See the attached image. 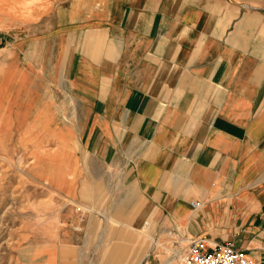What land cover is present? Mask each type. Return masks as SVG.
Masks as SVG:
<instances>
[{
	"label": "crops",
	"instance_id": "obj_1",
	"mask_svg": "<svg viewBox=\"0 0 264 264\" xmlns=\"http://www.w3.org/2000/svg\"><path fill=\"white\" fill-rule=\"evenodd\" d=\"M56 16L35 66L52 92L34 111L77 163L82 264H129L145 226L264 264V4L78 0ZM2 81L21 99V77Z\"/></svg>",
	"mask_w": 264,
	"mask_h": 264
},
{
	"label": "rangeland",
	"instance_id": "obj_2",
	"mask_svg": "<svg viewBox=\"0 0 264 264\" xmlns=\"http://www.w3.org/2000/svg\"><path fill=\"white\" fill-rule=\"evenodd\" d=\"M72 2L78 0H0V98L8 95L9 101L0 104V264H82V210L87 209L78 191L82 181L75 178L77 163L63 161L69 148L49 146L58 141L48 129L52 113L34 111L41 101L46 106L52 92L44 67L35 69L38 53L43 45L45 52L46 35L57 24L56 11ZM5 74L23 80L21 99L14 84L3 83ZM65 106L62 98L56 105L63 111ZM54 128L70 136L67 144L75 142L74 131ZM66 172L70 178L63 180ZM105 237L98 250L111 246ZM131 237L135 258L129 264H165L169 258V264H180L187 247L171 230L154 235L145 226ZM158 242L163 245L157 247ZM96 262L90 258L83 264Z\"/></svg>",
	"mask_w": 264,
	"mask_h": 264
},
{
	"label": "built area",
	"instance_id": "obj_3",
	"mask_svg": "<svg viewBox=\"0 0 264 264\" xmlns=\"http://www.w3.org/2000/svg\"><path fill=\"white\" fill-rule=\"evenodd\" d=\"M199 205L192 202L194 208ZM179 260L180 264H258L231 242L212 243L203 236L189 239Z\"/></svg>",
	"mask_w": 264,
	"mask_h": 264
},
{
	"label": "bare ground",
	"instance_id": "obj_4",
	"mask_svg": "<svg viewBox=\"0 0 264 264\" xmlns=\"http://www.w3.org/2000/svg\"><path fill=\"white\" fill-rule=\"evenodd\" d=\"M29 162H30V161H29ZM27 164H28V163H27ZM35 165H36V164H35ZM38 165H40V166H44V164H42V163H41V164L39 163ZM1 171H2V173H3V170H1ZM0 175H1V174H0ZM3 177H4V176H3ZM1 178H2V177H1ZM46 180H47V179H46ZM0 181H1V180H0ZM104 232H105V231H104ZM100 235H101V234H100ZM168 235H169V234H168ZM100 237H101V236H100ZM167 237H168V236H167ZM170 237H171V236H170ZM100 239H101V238H100ZM101 240H102V239H101ZM177 240L180 241L179 239H177ZM101 242H102V241H101ZM102 244H103V243H102ZM155 244H156V243H155ZM156 245H157V247H158V246L163 245V244L160 243V242H158ZM179 253H180V251H176V253H175L174 255L178 257V256H180ZM46 260H47V259H46ZM171 261H172L171 258H169V259H167V260L165 261V264H169ZM140 263H141V262H140ZM163 264H164V263H163Z\"/></svg>",
	"mask_w": 264,
	"mask_h": 264
}]
</instances>
